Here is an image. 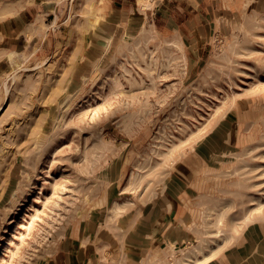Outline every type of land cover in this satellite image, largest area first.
Masks as SVG:
<instances>
[{"label":"rangeland","instance_id":"1","mask_svg":"<svg viewBox=\"0 0 264 264\" xmlns=\"http://www.w3.org/2000/svg\"><path fill=\"white\" fill-rule=\"evenodd\" d=\"M118 1L46 0L0 69V264H231L264 233V0Z\"/></svg>","mask_w":264,"mask_h":264},{"label":"crops","instance_id":"2","mask_svg":"<svg viewBox=\"0 0 264 264\" xmlns=\"http://www.w3.org/2000/svg\"><path fill=\"white\" fill-rule=\"evenodd\" d=\"M118 2L125 4L127 0ZM45 3L46 0H0V69L4 63H8L9 53H16L17 45L23 40L27 41V33L41 22ZM187 26L191 34L198 36V32H200L198 27H193L191 24H187ZM250 225L253 224H249L248 232L244 235L243 246L236 247L226 256L227 259L230 257L228 261L231 264H264V233L261 236L252 234ZM66 242L68 244L56 252L50 264L100 263L95 256L91 257L88 250L83 248L85 246L81 244V241L76 244L70 240ZM94 250L97 252L96 246ZM246 250H250L251 258L245 256ZM237 252L238 254H236Z\"/></svg>","mask_w":264,"mask_h":264},{"label":"bare ground","instance_id":"3","mask_svg":"<svg viewBox=\"0 0 264 264\" xmlns=\"http://www.w3.org/2000/svg\"><path fill=\"white\" fill-rule=\"evenodd\" d=\"M8 91H9V86L6 84L5 85V93L8 94Z\"/></svg>","mask_w":264,"mask_h":264}]
</instances>
